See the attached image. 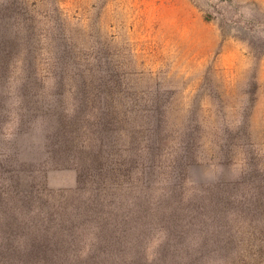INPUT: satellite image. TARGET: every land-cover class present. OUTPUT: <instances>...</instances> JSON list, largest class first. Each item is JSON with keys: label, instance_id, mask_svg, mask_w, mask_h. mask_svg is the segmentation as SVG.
<instances>
[{"label": "rangeland", "instance_id": "374dc122", "mask_svg": "<svg viewBox=\"0 0 264 264\" xmlns=\"http://www.w3.org/2000/svg\"><path fill=\"white\" fill-rule=\"evenodd\" d=\"M0 31L28 34L26 45L37 54L45 88L29 100L38 102L31 114L42 115L54 91L57 63L63 62L64 106L74 108L71 93L80 75L102 83L119 126L160 130L164 153L155 159L153 186L155 178L159 188L179 176L184 162H192L181 175L186 194L228 178L239 183L216 244L191 250L190 264H264V0H0ZM57 50L62 56L67 52L64 61ZM20 65L0 114V132L8 138L27 114L15 86ZM119 146L126 150L127 142ZM187 146L191 149L182 150ZM122 160L124 168L127 160L139 166L134 186L149 183L142 170L146 159ZM34 164L43 197L49 189L77 186L74 169L49 161ZM5 181L0 177V188ZM66 199V205L73 200ZM13 215L23 223L14 227L18 233L40 220L31 219L32 213L22 216V210ZM159 228L154 225L141 236L150 244V256L165 234ZM195 234L184 244L194 247ZM78 246L88 248L83 242Z\"/></svg>", "mask_w": 264, "mask_h": 264}, {"label": "trees", "instance_id": "16d2710c", "mask_svg": "<svg viewBox=\"0 0 264 264\" xmlns=\"http://www.w3.org/2000/svg\"><path fill=\"white\" fill-rule=\"evenodd\" d=\"M27 35L0 31V114L18 63L15 86L27 112L14 135L8 138L0 132V177L7 181L0 188V264H190L195 259L191 250L204 251L207 245L216 244L214 236L221 234L222 223L228 219L227 206L236 202L233 190L239 183L228 178L186 194L181 175L192 162H184L179 176L159 188L155 178L153 186L150 175L156 172L155 159L164 153L160 130L146 133L119 126L118 113L111 109L102 83L94 85L80 75L75 76L71 93L74 108L64 106L60 90L67 75L63 62L57 63L54 91L48 94L51 105L46 108L49 101L44 103L39 117V110L36 116L31 114L38 102L29 100L45 87L38 77L37 54L26 45ZM58 53L61 61L67 58V52L64 56ZM122 142H127L126 150L120 148ZM123 156L148 161L142 170H147L149 183L134 186V179L140 181L133 178L139 166L127 160L124 168ZM48 161L74 169L77 186L49 189L43 197L33 178L38 173L34 163L40 166ZM66 197L73 199L68 205L62 202ZM21 210L22 216L32 213L31 219L40 218L37 223L29 221L25 233L14 229L23 223L13 212L20 216ZM154 225L165 234L150 256V244L141 236ZM190 233L198 239L194 247L184 244ZM82 242L86 250L78 246Z\"/></svg>", "mask_w": 264, "mask_h": 264}]
</instances>
